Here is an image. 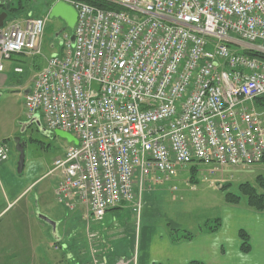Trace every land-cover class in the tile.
Wrapping results in <instances>:
<instances>
[{
  "label": "built area",
  "instance_id": "built-area-1",
  "mask_svg": "<svg viewBox=\"0 0 264 264\" xmlns=\"http://www.w3.org/2000/svg\"><path fill=\"white\" fill-rule=\"evenodd\" d=\"M54 1L77 13L74 42L64 32L23 106L77 142L49 170L57 202L100 222L123 204L138 214L144 191L190 164L262 162L264 0ZM45 27L31 17L3 24L0 73L13 56L41 55ZM8 157L2 143L0 162Z\"/></svg>",
  "mask_w": 264,
  "mask_h": 264
},
{
  "label": "rangeland",
  "instance_id": "rangeland-1",
  "mask_svg": "<svg viewBox=\"0 0 264 264\" xmlns=\"http://www.w3.org/2000/svg\"><path fill=\"white\" fill-rule=\"evenodd\" d=\"M10 1L9 10L0 13L6 14L3 24L24 21L30 17L46 19L41 55L34 58L14 57V60L22 61L20 66L23 71L20 74L10 73L11 86L0 93V132L2 130L6 132L15 131V135L8 140L9 144L7 145L16 158L14 139L19 138L20 142L24 143L23 169L19 175L16 174V171L14 173V191L17 192L18 187H22L25 191L15 208L28 207L35 217L39 214L53 223L59 224L56 231L61 233V227H64L67 234L71 237L76 236L84 249L88 250L90 243L87 236L89 232H92L88 231V228H93L103 222L97 223L85 218L84 210L81 207H77L74 212L68 211L64 207V203L55 200L52 193L56 186L57 175L49 174V170L52 168L55 159L63 155L69 143L58 137L55 131H48L41 122L39 115L31 118L37 119L39 125L29 124L31 119L27 118L23 106L24 92L30 89L35 73L45 65L50 56L60 53L62 35L64 32L71 35L72 31L65 30L58 37H55V34L61 31L64 25L59 19L47 18L51 5L55 3L54 0ZM259 103L264 107V101ZM259 113H261V121L264 123V111H259ZM23 125L25 127L22 130ZM258 176L264 179V166L262 164L241 170L230 167L218 168L212 163H193L169 181L152 187V190L144 191L141 212H139L138 217L135 212L130 214L131 216L128 212V216H123L120 220L124 221L125 218L133 217V224L138 226L137 230H139V225L150 224L156 227L169 226L170 229L196 234L200 226L206 223L213 225L214 219L219 218L229 229V227L240 224L242 221V217L239 212H236V209L247 207L246 200L240 192L241 184L248 183L258 193L264 194V188L258 185ZM227 193L240 196V202L238 204L228 203L225 198ZM125 222L122 223V226L126 225ZM43 224L47 233L46 248H43L53 250L54 237L50 227L45 223ZM86 244L87 246H85ZM178 254H183V252H175V255ZM136 256L137 251L133 253L132 257L136 259ZM39 260L41 261V259ZM82 261L84 263L85 259ZM42 263L53 264V261L42 259ZM63 264H69V260L63 259Z\"/></svg>",
  "mask_w": 264,
  "mask_h": 264
},
{
  "label": "crops",
  "instance_id": "crops-1",
  "mask_svg": "<svg viewBox=\"0 0 264 264\" xmlns=\"http://www.w3.org/2000/svg\"><path fill=\"white\" fill-rule=\"evenodd\" d=\"M14 57L27 58L16 55L5 63L4 72L0 73V93L11 86L10 73H14L17 67L22 69L20 66L22 61L14 60ZM255 105L257 110L264 111L263 105L258 101ZM14 135L15 131L2 130L0 145L9 144L8 140ZM15 159L17 160L9 147L8 159L0 162V264H43L42 259H50L53 264H63V259H68L69 264H117L120 260L126 261L127 264H189L191 262L264 264V208L261 211L249 207L236 209L242 217L240 224L228 229L218 218L221 223L216 232H197L193 233L195 236L192 240L174 242L170 236L169 226L156 227L146 224L139 225L137 230L138 226L133 224V217L121 221V217H127L128 212H130L129 216L133 214L131 205L123 204L108 210L100 221L103 222L102 224L88 228V231H92L87 236L90 243L88 250L84 249L76 236L71 237L67 234L64 227H61V233L56 231L59 226L57 223L53 236V250L45 249L47 243L45 225L28 207L15 208L25 191L22 187H18L17 192L14 191ZM260 164L264 166V163ZM52 193L54 195V189ZM138 215L139 213L137 217ZM88 220L92 219L88 218ZM123 222L126 225L122 226ZM240 230L248 235L250 246L248 253H242L239 249ZM135 251H137L136 259L132 257ZM179 251L183 254L175 255V252ZM81 259H85L84 263Z\"/></svg>",
  "mask_w": 264,
  "mask_h": 264
},
{
  "label": "trees",
  "instance_id": "trees-1",
  "mask_svg": "<svg viewBox=\"0 0 264 264\" xmlns=\"http://www.w3.org/2000/svg\"><path fill=\"white\" fill-rule=\"evenodd\" d=\"M77 1H82L92 6H102V7L104 6L100 0H77ZM10 5H11L10 0H0V13L9 10ZM245 54L251 56H257V54H250V53H245ZM260 57L264 59L263 56ZM257 101L259 103L262 101V99H258ZM260 105L262 104L260 103ZM261 163H264V158L262 159ZM257 182L259 187L264 188V179L258 177ZM240 192L246 200L247 207L252 208L256 211H261L264 208V194L258 193L253 186H251L248 183H243L240 186ZM225 198L226 201L231 204H238L241 200L240 196H236L230 193H227L225 195ZM220 223L221 222L219 219H214V221L212 222L213 225L206 223L203 226L199 227L198 232L214 233L219 229ZM170 236L174 242H177L180 240H192L195 235L191 232L181 231L178 229H171ZM238 237L240 240V247H239L240 251L242 253H248L250 251V246H249V239L247 233L243 230H240L238 232ZM189 264H200V263L191 262Z\"/></svg>",
  "mask_w": 264,
  "mask_h": 264
},
{
  "label": "water",
  "instance_id": "water-1",
  "mask_svg": "<svg viewBox=\"0 0 264 264\" xmlns=\"http://www.w3.org/2000/svg\"><path fill=\"white\" fill-rule=\"evenodd\" d=\"M6 18V14L2 13L0 14V28L3 26L4 20ZM48 19H59L63 25L64 28L55 34V37H58L63 31H73L74 26L77 21V13L74 10L73 7H71L69 4L65 3L64 1H57L53 3L48 11L47 14ZM70 42H74L73 35L70 36ZM29 92L27 89L24 92V95H26ZM29 124L35 123L36 125H39V121L35 118L29 120ZM24 125L22 126V130L24 129ZM55 134L60 137L61 139H64L68 143L76 144V140L68 133L62 132V131H55ZM15 142V151L17 152V162H16V173L19 175L22 172L23 164H24V143L20 142L19 138L14 139ZM37 219H39L42 223H45L47 226L51 229V234L55 236V223L50 221L44 216L37 215Z\"/></svg>",
  "mask_w": 264,
  "mask_h": 264
}]
</instances>
